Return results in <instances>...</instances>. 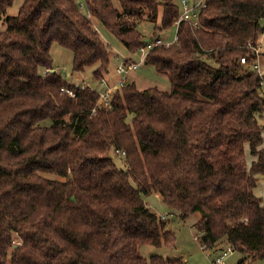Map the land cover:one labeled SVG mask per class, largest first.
<instances>
[{
	"label": "trees",
	"instance_id": "16d2710c",
	"mask_svg": "<svg viewBox=\"0 0 264 264\" xmlns=\"http://www.w3.org/2000/svg\"><path fill=\"white\" fill-rule=\"evenodd\" d=\"M13 1L0 0V264H184L138 254L175 242L174 214L152 211L149 194L181 220L200 215L203 250L229 244L238 264L264 261V202L253 192L264 176V83L253 70L264 60V0H204L198 28L180 22L172 45L145 56L170 90L125 82L108 107L52 71V45L72 53V73L95 66L102 82L111 51L89 17L135 52L136 22L160 13L155 30L173 26L175 0H118L120 11L84 0L89 17L77 0H23L5 17Z\"/></svg>",
	"mask_w": 264,
	"mask_h": 264
},
{
	"label": "rangeland",
	"instance_id": "374dc122",
	"mask_svg": "<svg viewBox=\"0 0 264 264\" xmlns=\"http://www.w3.org/2000/svg\"><path fill=\"white\" fill-rule=\"evenodd\" d=\"M189 5L194 1L186 0ZM23 0H14L12 5L6 10L5 17L15 16L18 12ZM81 6V10L88 17V12L85 7L84 0H77ZM181 0H175L180 12H183V8L180 4ZM113 5L117 10H121L118 0H113ZM180 13V14H181ZM94 28L99 32L100 36L110 48L111 56L108 68V74L104 77L102 82L96 81L92 76L94 67H88L83 72L72 73V53L59 46L53 44L51 47V57L53 70L57 71L63 78L71 82L73 85L88 86L98 93H104L106 89H110L117 85L123 75L116 72V68L122 64L123 61L128 60L135 64H139L138 68L129 72L126 76V82L133 81L139 89L148 87H156L162 91L170 90V83L168 77L165 74L158 73L150 65L144 63V55L138 50L130 52L127 50L119 39L111 33L108 29L102 26V24L95 18L89 17ZM136 30L140 33L143 42L159 38L164 43H174L176 36V27L173 25L167 29L159 30L156 27H160V13L155 20L147 18V13L144 12L143 19L136 22ZM5 28V23L0 22V30ZM260 64L264 63L262 58H259ZM114 90L111 91L113 93ZM260 94L264 96V84L260 89ZM99 104V103H98ZM123 163V159H121ZM121 162L115 161L118 166H121ZM53 177V176H52ZM144 202L150 205L152 211L157 214L164 215L171 211L166 210L162 202L154 195L145 197ZM174 215L168 218L167 228L171 230L175 237L173 247H165L163 245L159 247L142 245L138 247V254L146 259L153 255L162 256L164 259H181L184 264H209L211 258L206 257V252H202L199 243L196 239L197 232L193 228V225L197 222V216L193 214L186 220H181L176 212H172ZM242 259V256L233 252L225 261L226 264H238ZM252 264H264L263 260H256Z\"/></svg>",
	"mask_w": 264,
	"mask_h": 264
},
{
	"label": "built area",
	"instance_id": "2783aa9c",
	"mask_svg": "<svg viewBox=\"0 0 264 264\" xmlns=\"http://www.w3.org/2000/svg\"><path fill=\"white\" fill-rule=\"evenodd\" d=\"M180 4H181V7L183 8V12L180 14L179 18L176 20V22L174 24L176 29H177L180 22H186V23H189L192 27L198 28V14H199V11L204 7V0H196L191 5H189V3L186 0H181ZM175 41H176V36H175ZM172 44L164 43L159 38H154L153 40H149L147 42H144L143 46L138 51L144 55V59H145V56L147 55V53L150 50H152L153 48L158 47V46L169 47ZM259 50H260V47H257V49L255 50V53L258 54ZM240 62L242 64H244L245 60L242 58V59H240ZM138 66H139V64H135L133 62L125 60L122 62V64L120 66H118L116 68V72L118 74L123 75V77L121 78L119 83L113 87V89L108 88V89H106V91L104 93H101L99 95L100 96V98H99V105L100 106L108 107L111 91L112 90L115 91L116 89H119L122 86V84H124L126 82V80H127L126 75L129 72L136 70L138 68ZM253 70H255L257 72V74L261 77V79L263 80V83H264V68L261 67L258 60L254 64ZM65 93L72 98L74 97L73 91H71L69 89H65ZM114 153L118 157H124L125 156L124 152H118L117 150H115ZM167 215L168 214H164L161 216L165 220L167 218ZM171 215L172 214H170V216ZM201 248L203 249V247H201ZM233 252H234V250H233L231 245L227 244V245L223 246L220 250L217 251V253L215 254V256L211 262V264H226L225 261Z\"/></svg>",
	"mask_w": 264,
	"mask_h": 264
},
{
	"label": "crops",
	"instance_id": "0c3cea01",
	"mask_svg": "<svg viewBox=\"0 0 264 264\" xmlns=\"http://www.w3.org/2000/svg\"><path fill=\"white\" fill-rule=\"evenodd\" d=\"M261 148L264 149V132H263V143H262ZM253 192H254L255 196L261 198L262 201L264 202V176L258 178V181H257L256 187L254 188ZM151 195H154L155 197H157V198L161 201V198H160L158 195H156V194H149V195H147V196H145V197H148V196H151ZM145 197H144V199H145ZM144 199H143V200H144ZM161 202H162V201H161ZM144 203L150 208V205H149V204H147L146 202H144ZM162 204H163V203H162ZM163 206L165 207L166 210L171 211V212H169V213L175 212V211H172V210H171L169 207H167L166 205H163ZM150 209H151V208H150ZM155 213L157 214V212H155ZM158 215H160V214H158ZM193 215H194V216H197V221H198L199 218H200V215H199L198 213H194ZM186 219H188V218H186ZM186 219H185V220H186ZM199 246H200V245H199ZM200 248H201V247H200ZM201 250H202V252H206V253H207V254H206V257L211 258V261L209 262V264H211V262H212V260H213V258H214V256H215V254H216L217 252H208V251L203 250L202 248H201Z\"/></svg>",
	"mask_w": 264,
	"mask_h": 264
},
{
	"label": "water",
	"instance_id": "95a60500",
	"mask_svg": "<svg viewBox=\"0 0 264 264\" xmlns=\"http://www.w3.org/2000/svg\"><path fill=\"white\" fill-rule=\"evenodd\" d=\"M52 71H54V70H52ZM14 247H16V246H14Z\"/></svg>",
	"mask_w": 264,
	"mask_h": 264
}]
</instances>
